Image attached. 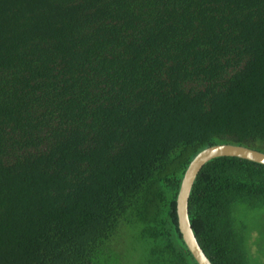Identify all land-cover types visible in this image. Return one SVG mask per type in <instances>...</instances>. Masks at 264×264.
<instances>
[{"label":"trees","instance_id":"1","mask_svg":"<svg viewBox=\"0 0 264 264\" xmlns=\"http://www.w3.org/2000/svg\"><path fill=\"white\" fill-rule=\"evenodd\" d=\"M221 144L264 153V0H0V264H196L176 196ZM187 210L264 262V165L208 161Z\"/></svg>","mask_w":264,"mask_h":264},{"label":"water","instance_id":"2","mask_svg":"<svg viewBox=\"0 0 264 264\" xmlns=\"http://www.w3.org/2000/svg\"><path fill=\"white\" fill-rule=\"evenodd\" d=\"M219 157H235L264 165V153L244 146L221 144L201 150L187 166L176 196V216L182 241L196 264H211L199 247L188 219V197L193 182L201 168L210 160Z\"/></svg>","mask_w":264,"mask_h":264},{"label":"rangeland","instance_id":"3","mask_svg":"<svg viewBox=\"0 0 264 264\" xmlns=\"http://www.w3.org/2000/svg\"><path fill=\"white\" fill-rule=\"evenodd\" d=\"M252 221L256 225L255 230H260L262 235H263V236L261 235V237L264 239V211H259V212L254 213L253 217H252ZM254 235H255V233L252 236L253 239H254ZM262 238H261V241L263 240ZM263 242H264V240H263ZM261 244H263V243H261ZM252 249H254V248H252ZM261 256H263V258H264V248H263V251L261 253ZM261 264H264V262Z\"/></svg>","mask_w":264,"mask_h":264}]
</instances>
